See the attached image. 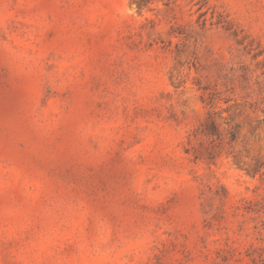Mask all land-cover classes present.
Here are the masks:
<instances>
[{
  "label": "rangeland",
  "instance_id": "rangeland-1",
  "mask_svg": "<svg viewBox=\"0 0 264 264\" xmlns=\"http://www.w3.org/2000/svg\"><path fill=\"white\" fill-rule=\"evenodd\" d=\"M137 1L0 0V264H264V0Z\"/></svg>",
  "mask_w": 264,
  "mask_h": 264
},
{
  "label": "trees",
  "instance_id": "trees-1",
  "mask_svg": "<svg viewBox=\"0 0 264 264\" xmlns=\"http://www.w3.org/2000/svg\"><path fill=\"white\" fill-rule=\"evenodd\" d=\"M152 2V0H138L137 1V8L138 9H142L147 7L150 3ZM260 170L259 167L255 168L253 171V175H255L256 173H258Z\"/></svg>",
  "mask_w": 264,
  "mask_h": 264
}]
</instances>
